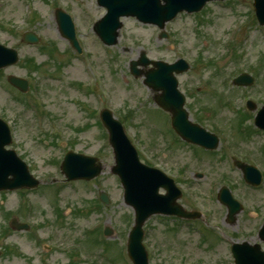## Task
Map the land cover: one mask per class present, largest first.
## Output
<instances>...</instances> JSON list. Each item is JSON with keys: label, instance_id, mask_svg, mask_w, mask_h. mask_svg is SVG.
Instances as JSON below:
<instances>
[{"label": "rangeland", "instance_id": "rangeland-1", "mask_svg": "<svg viewBox=\"0 0 264 264\" xmlns=\"http://www.w3.org/2000/svg\"><path fill=\"white\" fill-rule=\"evenodd\" d=\"M235 3H243L251 9L253 0H235ZM55 8L64 10L72 18L76 38L80 42L81 50H84L83 56L72 51L68 41L60 36L54 17ZM203 11L201 23H196L194 17L183 15L175 22L166 25L169 38L165 41L158 40L159 32L155 27L140 25L133 18L122 19L123 27L119 32L118 44L107 49L99 44L92 30V24L105 14V10L96 4V0H0V44L19 53V62L16 66L0 71V120L9 125L12 134L11 149H14L29 165L31 174L35 178L38 177L42 184H47L40 186L36 192L51 198L46 200L38 195L41 197L39 200L38 196H28L33 200L31 204L34 207L36 202L38 211L34 210L33 214L27 217L18 215L17 206L23 201L18 195L9 194L3 201L0 200V235L5 228L7 232L6 237L0 236L2 252L0 264H104L100 260L96 263L94 251L84 247L91 242L85 240L89 232L101 230L106 226L113 231V234L106 240L111 242L102 246L103 255L122 261L120 264H127L124 250L117 247L116 243L121 241L123 246L126 243L129 230L132 228L133 216L132 210L123 204L122 188L117 177L110 172L114 161L112 150L105 139L106 131L97 125L96 114L104 107L113 112V116L118 120L126 115L124 127L127 136L133 145L134 141L139 139L140 145L136 144L134 147L141 148L144 164L148 161L152 167L179 179L182 177L177 172L188 166L189 170L186 174L191 180L190 174L193 170L207 173L228 169L224 162H216L213 167L207 164L203 166L192 164L190 151L179 149L169 153L164 140L157 131L153 132L151 125L147 123L158 124L161 131L168 135L170 129L166 114L151 108L150 104L144 111L146 121L137 112L136 108L140 106L139 104H147L155 94L143 86L142 79H132L128 71L129 64L138 60L143 51L152 61L172 63L177 58H183L191 68L188 73L178 76L179 90L184 95L187 96L186 89L198 87L203 81H209L215 89L224 87L230 91L228 92L230 94L234 89L227 86L233 78V68L246 69L248 66L246 63L232 64L226 52L225 31L235 24L234 20L237 17L232 13L231 8L221 4H210ZM30 31L38 37L37 45H25L20 41L22 34ZM261 49L262 44L257 37L245 45L249 57L257 60ZM238 51L240 52V48ZM69 54L73 57H69ZM31 58L40 65L39 71L31 73L29 67L25 65V61ZM199 59L201 63L198 62ZM65 61L68 63L63 66ZM56 65L61 66L62 77L52 81L51 74L54 72L58 74ZM42 70H45L43 74ZM217 72L221 75L216 78ZM10 75L27 80L28 85L31 86L29 91L22 95L13 92V87L7 84V80L11 78L7 79V77ZM34 79L37 82H34ZM229 79L227 84H223ZM260 81L264 84V77L260 76ZM77 84L81 85L80 89L75 87ZM93 85H95L94 94L88 92ZM258 87L255 91H251L250 95L257 97L261 94L260 98H263L264 89L259 84ZM199 90L198 95L204 92L210 93V90H202V88ZM100 96L104 97L103 105L100 104ZM20 97L27 98L26 102L21 101ZM238 101L243 103L240 99ZM32 103L37 106L42 104L41 108H46V112L49 110L48 122L52 124L46 122L44 127L38 124V117L41 118L42 123L44 120L35 108L30 107ZM82 104L92 108L94 112L92 117L96 115L95 118L90 120L85 116V111L81 108ZM193 104L195 105V102ZM220 109L224 110V113L216 116L215 119L218 121L214 120L213 123L221 128L229 127L232 114L224 108ZM127 112L131 113L132 117H129ZM224 116L228 119L224 118V123H220ZM193 118H196V115H193ZM88 120L90 125H83ZM55 135L58 137L57 143L51 146L49 139ZM263 141L262 137L256 138L249 145L254 151L248 150L245 153H259V144ZM68 150L98 156L99 161L102 162L100 172L103 173L95 180V185L94 182H90L93 186H88L89 184L83 186L84 182H71L73 185L70 186L65 182L63 174L59 171V165ZM216 178L206 177L203 181L193 179L191 183L186 182L182 186L187 193L192 192L194 195L196 191L198 194L196 202L205 214L213 204L207 198V193L210 191V182ZM229 178L232 182L238 179L234 174H229ZM51 182L60 185V190ZM54 191L56 194L53 193ZM99 191H106L109 194V205L101 206L99 211L87 212L89 214L86 217L78 216L77 211L87 210L92 206L97 200ZM52 194H55V197ZM235 194L247 200L242 189L235 190ZM260 195L264 196V190ZM37 202L40 204L38 205ZM182 202L188 207L186 197ZM218 206L217 203L214 209ZM56 208L60 211V218H56ZM5 214H8L7 217ZM12 218L29 224L28 233L10 230L9 223ZM245 220L243 215H239L236 219L237 223L226 230L236 234L238 223L242 224L241 221L245 222ZM169 222L152 217L145 223L144 238L148 255L152 260L150 264H226V258L230 260L225 245L220 244L215 248L204 243L200 244V237L197 234L193 235L187 225L184 227L180 225L179 230L172 235L169 230L176 225ZM39 225L41 226L38 228ZM245 228V225H240L238 229L246 230ZM197 231L211 243L217 244L220 241L219 238L213 237L211 232L215 230L210 231L208 226L200 224L197 226ZM242 235L232 238H240L238 241L258 242L254 237L244 236V238ZM224 244H229L228 240ZM44 246L49 247V251H43ZM6 247L13 248L22 256L9 253ZM74 251L79 252V255L70 258L71 252Z\"/></svg>", "mask_w": 264, "mask_h": 264}, {"label": "water", "instance_id": "water-1", "mask_svg": "<svg viewBox=\"0 0 264 264\" xmlns=\"http://www.w3.org/2000/svg\"><path fill=\"white\" fill-rule=\"evenodd\" d=\"M165 2L160 6L159 0H98L99 5L103 6L107 14L95 26V32L102 42L109 46L117 43L118 30H120V17H136L140 22L156 24L160 28L164 27V22L175 17L177 12L188 11L197 12L208 0H162ZM257 6V5H256ZM258 9V8H257ZM264 13V12H263ZM258 14L262 11L258 9ZM59 29L63 37L70 40L74 49H78L77 41L74 39V32L69 17L64 14H58ZM26 41L36 42L34 36L27 35ZM17 56L11 50H6L0 45V68L9 65L16 61ZM142 65L148 62L142 57ZM132 63V72L137 75L135 65ZM157 70L145 74V84L153 89H163V94L157 99L158 103L165 109L173 111L177 125L182 128L185 125L184 119L178 120L180 105L173 104L176 101L174 91L171 87L175 86V80L172 78L173 72H183L188 69L181 63L173 66H165L161 63H155ZM139 75V74H138ZM24 89V88H23ZM172 91V92H171ZM102 122L109 132L110 143L114 149L116 167L115 172L123 183L125 189V200L128 205H131L136 213L137 220L133 231L129 236L128 249L132 260L135 259L133 242L137 243L141 240L140 225L154 212H165L175 210V208L166 200L157 199V189L160 186L165 187L169 192L176 191L172 181H167L161 175L153 170H147L141 166L137 160L134 150L131 148L127 138L123 135V129L120 124L113 119V116L108 111H103L101 114ZM185 130V129H184ZM181 132H179L180 134ZM196 142V139H194ZM10 144V135L7 125L0 121V191L4 189L15 190L16 188L35 187L36 183L28 175L27 168L22 164L16 154L11 151H6L5 146ZM65 167V166H64ZM65 167V172L68 170ZM68 178H76L78 174L74 171H67ZM177 192V191H176ZM173 195L175 199L178 196ZM178 209V207L176 206ZM153 209V210H152ZM152 210V211H150ZM179 210V209H178ZM150 211V213L148 212ZM168 213V212H166ZM136 251V249H135Z\"/></svg>", "mask_w": 264, "mask_h": 264}, {"label": "flooded vegetation", "instance_id": "flooded-vegetation-1", "mask_svg": "<svg viewBox=\"0 0 264 264\" xmlns=\"http://www.w3.org/2000/svg\"><path fill=\"white\" fill-rule=\"evenodd\" d=\"M247 117H248V115H247ZM247 117L243 121L247 122V120H248ZM263 212H264V210H262V209L258 210L257 207L252 208V212H248L246 214L247 215L246 222H251L252 221L255 224H258L259 222H262L263 220H260V217L262 216ZM220 215H221L222 219L225 220L226 212H225V210L223 208H221Z\"/></svg>", "mask_w": 264, "mask_h": 264}]
</instances>
